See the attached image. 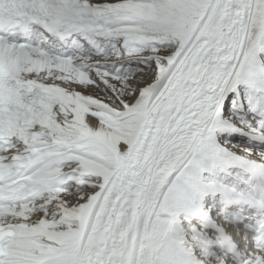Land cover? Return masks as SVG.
I'll return each mask as SVG.
<instances>
[{"label": "snow or ice", "instance_id": "1", "mask_svg": "<svg viewBox=\"0 0 264 264\" xmlns=\"http://www.w3.org/2000/svg\"><path fill=\"white\" fill-rule=\"evenodd\" d=\"M0 264H264V0H0Z\"/></svg>", "mask_w": 264, "mask_h": 264}]
</instances>
